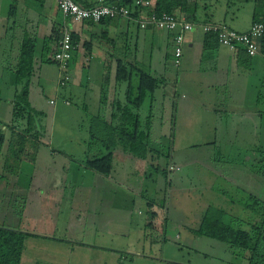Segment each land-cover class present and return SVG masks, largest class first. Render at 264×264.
<instances>
[{
  "label": "crops",
  "instance_id": "0c3cea01",
  "mask_svg": "<svg viewBox=\"0 0 264 264\" xmlns=\"http://www.w3.org/2000/svg\"><path fill=\"white\" fill-rule=\"evenodd\" d=\"M91 1L98 3L99 0ZM101 1L103 3L107 1L106 3H108L111 0ZM227 1L224 0L220 10L216 11V9L206 4V0H188L189 5H194L195 7L194 18L188 16L189 21L196 24L197 28H194L186 34L182 60L180 65L176 67L173 63V34L153 28L142 29L133 20L116 19L105 21L101 24H93L87 21L80 22L64 18L57 9L54 0H0V20L2 24L7 26L12 32H15L17 28H21L19 33H14L13 36L10 35L4 41L2 47L0 45L2 57H6L7 59L3 61L2 65L10 72V82L14 84L13 67L19 55L22 39L26 34L33 36L35 39V55L37 60L35 63V73L32 75L28 89L30 104L33 99L39 101V104H36V106L33 103L31 104L39 112V118L44 115L40 101H44L45 98V100L48 99V103L50 104V101L54 99V102L52 101V105H54L56 103L58 89L68 91L69 97L70 95H74L79 101H92V104L90 103L89 105L94 107L93 112H89L90 107L88 104L81 105V110H83L84 117L86 114L96 115L98 113L99 102L106 96V94L104 96V92L107 93L109 101H114L115 99L122 101L125 98L127 83L122 82L121 84H117L115 82V73L118 66L133 65L135 73H137L138 69L144 68L151 76L163 81L161 86L155 90L153 102L151 101L152 104H150V142L152 140L153 126L156 125L160 128L166 125L168 131H175L176 127H179L180 131H183L189 126L190 131L205 132L207 133L206 141L210 144L228 141L234 145L236 132L240 131L238 127L244 125L256 127L264 125V111H259L256 108L261 95L258 83L264 78V54L259 53L246 58L241 56V53L239 55V49H231L220 44L215 45L212 42H208L209 48H205L204 42L206 34L202 31L201 25L222 24L237 32H246L256 18L254 12L258 0H234V8L232 11L231 8H228L229 3ZM176 13L183 15L179 11H176ZM228 15L231 16L229 22L226 20ZM257 17L263 19L264 15L260 13ZM61 29L64 31L69 30L76 34L79 39L74 55H72L69 63L70 81L63 88L57 85L59 71L53 60V54L57 50L58 36ZM47 38L50 39L48 46L49 52L47 54V58L52 60L50 64L43 63L40 60ZM14 49L15 52L10 61L8 57L13 54ZM240 59L244 60H242L243 63ZM3 75V72L2 74L0 72V76L3 77ZM132 79L136 88L138 83L137 76L135 75ZM166 89L172 92L168 97L169 100L172 99V102L168 104L170 105L169 109L166 110V116L168 118H164V94H162ZM47 92L48 95L46 96ZM179 93H182L181 97L178 96ZM190 94L193 95L191 96ZM51 95H53V99L50 98ZM64 104L70 106L72 101L65 100ZM105 113L108 114L109 111L106 112L105 110ZM196 117H198V120H196ZM188 118H191V120ZM195 122L200 124V129H194ZM20 125L17 128L8 126H2L0 128L5 132L8 129L14 131L8 135L9 142L12 143L15 150L18 148L17 151L20 154L19 162L21 166H24V164L31 163V160L26 155L31 153L30 140L34 135L31 136L30 132L23 133L20 131ZM88 127V124L87 126L84 125L87 137L85 138L83 136L82 138L83 147L79 151L78 158L73 156L72 149L66 152L59 151L65 160L70 161V166H66L65 162L60 163L59 166L60 170L65 173L64 175L70 181L67 184L61 183L56 188H53V186H50L51 184H48L49 179L42 178L44 188L41 187V189L43 191L38 188L41 191V195L52 194L51 189H61L58 191L60 192L59 194H69L72 198L70 200L73 204L71 206L72 212L74 211L78 218L83 219L84 217L81 214L84 213L85 219L87 220H93V218L87 216V213L94 211L97 207L98 219L103 218V221L108 220L109 222L106 229H109L110 223L114 224L121 221L126 224L129 220L133 224L136 219L132 218V212H134L132 208L131 211L129 210L131 213L129 218H127L128 214L124 212L118 217V214L114 212L115 207L111 202L113 198L120 196L127 197L126 194H131L129 196L144 199L145 203L147 200L156 202L165 200L166 206L165 197L159 200L150 198L145 188L143 189L145 191V197L138 196L133 191L132 186L127 182V176L134 171L130 157H127L126 160L121 162H115L111 176L108 178L85 167V161L87 159L102 152L97 147V143L91 145L92 150L88 152L87 147L91 143ZM35 129L42 132L40 140L42 142V138L47 133L46 129L39 128L37 124L35 125ZM16 134H19V136H16ZM20 135H23L25 139L21 147H19V142H21ZM172 141V145L174 146V138ZM47 144L50 154H56L55 149H50L51 143L49 142ZM129 160L132 163L130 171L125 172L124 169L120 168L119 175L122 174L123 170L124 178L116 177V168ZM173 165L169 164L168 170L174 169L175 166ZM181 165H183V162H181ZM46 176L50 177V175ZM33 178L31 171L19 170L10 174L1 173L0 194L4 191L11 190L14 192L24 189V192L27 190L25 196L30 197V200L27 197V202L31 204L33 202L32 197L35 195L34 192L31 194V190L34 188V185H32ZM146 180H149V178ZM67 189H70L69 193ZM93 192L97 193L95 195H100L101 198H97L91 194ZM91 198L94 202L98 200L100 204L99 206H92V210L88 204L91 203ZM226 201L227 199H223V201L221 199L216 204L206 205L204 211L208 206L228 210V208L224 209L220 206L223 203L226 204ZM233 204L231 202L228 206ZM131 206L133 207L134 204ZM125 209L127 210L128 208ZM92 213L94 214V212ZM99 213L101 215L107 214L108 217L104 215L100 218ZM135 213L141 214L140 211ZM136 221L138 225L142 224L144 231L147 230L145 229V220L142 222L136 219ZM0 227L11 228V226L5 227L3 224ZM197 227L193 229L189 228L190 233L194 236L196 235L193 231ZM41 235L50 236L49 240L41 238ZM30 238H33V240L31 239L32 241H30ZM44 241L53 243L55 246H53L52 250L58 251L60 242L64 240L58 236V232H48L47 234L43 232L42 234L34 233L27 237L24 250L26 242L30 243L31 250L39 253L38 255L42 254L38 257L43 258V253L40 250H49L46 246L47 244L43 243ZM82 243L91 245L100 251H113L119 254L123 252L132 253L135 250L129 244L126 237H111L108 231H100L91 242ZM134 255L139 259L144 258V260L149 261H161L165 264H191L177 262L170 257H162V259L152 258L140 252H136ZM119 256L122 258L121 255ZM202 256L206 258L209 254L206 252ZM232 258L233 260L236 259L234 253L232 254ZM21 264H23L22 259Z\"/></svg>",
  "mask_w": 264,
  "mask_h": 264
},
{
  "label": "rangeland",
  "instance_id": "374dc122",
  "mask_svg": "<svg viewBox=\"0 0 264 264\" xmlns=\"http://www.w3.org/2000/svg\"><path fill=\"white\" fill-rule=\"evenodd\" d=\"M223 2L224 0H206V4L216 9V11L220 10ZM227 2L229 3L228 8H231L232 11L234 0H228ZM226 20L229 22L231 16L228 15ZM20 29L17 28L15 32H12L0 20L1 47L10 35L13 36L14 33H19ZM14 52L15 49L13 54L9 55L8 60H12ZM4 60H7L6 57H2L0 53V72L4 74L3 77L0 76V127L15 128L11 122L13 97L19 87L10 82V72L2 65ZM258 88L261 95L256 108L259 111H264V78L261 79V82L259 81ZM171 93L169 89L162 92L165 106L164 118L167 117L166 110L170 106L168 104L172 102V99H168ZM178 96L181 97L182 93H179ZM65 100H71L72 104L66 106L64 104ZM32 103L36 106L39 101L33 99L31 100ZM90 103L92 104L90 100L79 101L74 95L69 97L68 91L64 89H58L54 105H52L53 103L49 104L48 99L45 100V98L44 101H40L44 115L38 117L36 124L39 128L46 129L47 133L41 142L42 132H40L38 138L35 134L37 130H30L31 136L34 135V137L30 140L31 153L26 156L31 160V163L24 164L20 169V171H31L34 177L32 181L34 188L31 190V194L35 193L34 197L31 196L33 202L28 204L27 201L30 200V197L25 196L27 190L24 192V189L14 192L11 190L4 191L0 194V226L2 224L5 227L11 226L10 229L17 228L13 230L30 234L58 232V236L64 240L60 242L58 251L52 250L55 246L53 243L44 241L43 243L47 244L49 250H40L43 253V258L38 257L42 254L38 255L39 253L32 251L30 243L26 242L22 263L165 264L161 261H149L135 257L134 253L140 252L152 258L170 257L181 263L248 264V251L231 249L224 243L203 236L196 237L190 233L189 228L193 229L198 226L206 205L216 204L221 199L222 201L227 199L226 204L223 203L220 206L224 209L228 208L224 211L237 218L236 226L240 229L250 231L253 224L261 222L264 209V125L238 127L240 131L236 132L234 145L228 141L210 144L206 141L207 133L190 131L189 126L183 131H180L179 127H176L175 131H168L166 125L160 128L154 125L150 145L156 153L150 169L151 176L149 180H145L144 188L150 198L157 200L162 197L166 198L167 209L165 210L166 225L164 231H144L142 224L138 225L136 219L142 222L145 220L146 203L144 199L129 196L131 194H126L127 197L113 198L111 202L118 217L124 212L128 214L127 218H129L131 215L129 210L131 211L132 208L134 210L132 218H136L133 224L129 220L126 224L120 221L114 224L110 223L109 229H106L109 222L108 220L103 221L101 217L104 215L108 217V215L99 213L101 219H98L97 207L92 211L94 214L92 212L87 213V216L93 218V220L85 219L84 213L81 214L84 219L78 218L75 212H72L71 206L73 204L70 202L72 198L69 194H59L58 191L61 189H51L52 194L41 195V191L38 190V188L41 189L44 186L42 178L49 179L48 184H51L50 186H53V188L61 183L67 184L70 181L59 168L62 162H65L66 166H70V161L65 160L59 151L66 152L72 149L73 156L78 158L79 151L83 147L82 138L83 136L87 137L84 125L87 126L88 124L83 110H81V105H89ZM148 104L149 100H146L144 106L140 109L142 119L147 115ZM89 107V112H93L94 107L91 105ZM191 118L188 119L191 120ZM196 120H198V117H196ZM25 127L23 121L19 130L23 131ZM193 127L194 129L201 128L198 122H195ZM6 134L7 136L10 135L11 129H8ZM173 138L175 140L174 146L172 145ZM46 141L51 143L50 149H55L56 154H50ZM4 146L0 157V174H10L12 173L10 168L5 165L7 160L5 154L8 145ZM255 149H259L261 152L256 154L253 152L254 155L250 153L247 156L248 152L255 151ZM181 162H183V165H181ZM13 163V158L9 157L8 164L15 165ZM169 164H174V169L168 170ZM156 166L161 167V169L166 167V176H163L161 171L160 173L157 172ZM120 168L124 169L125 172H129L132 168L131 160L125 164H120L115 170L116 177L123 179V170L122 174L119 175ZM46 175H50V177ZM41 190L43 191V189ZM69 190L67 189L68 193ZM91 194L95 195L97 193L93 192ZM95 196L101 198L100 195ZM253 199H256L258 204H254ZM230 201L234 204L228 206L231 203ZM88 204L91 210L92 206L100 205L98 200L94 202L92 198L91 203ZM132 204H134L133 207ZM125 208H128V211ZM137 211H140L141 214L135 213ZM100 231H108L111 237H126L135 250L132 253L123 252L119 254L113 251H100L91 245L82 243L91 242ZM41 236V238L47 240L50 237L48 235ZM31 239L33 240V238H30V241H32ZM206 252L209 256L205 258L202 254ZM233 253L236 257L234 260L232 258Z\"/></svg>",
  "mask_w": 264,
  "mask_h": 264
},
{
  "label": "trees",
  "instance_id": "16d2710c",
  "mask_svg": "<svg viewBox=\"0 0 264 264\" xmlns=\"http://www.w3.org/2000/svg\"><path fill=\"white\" fill-rule=\"evenodd\" d=\"M75 1L84 8L92 7L97 4L93 3L91 0ZM106 2L105 4L113 3L129 8L134 7V0H111L108 3ZM152 2L154 11L158 15L162 13L173 14L179 11L186 16L187 20H189L190 16L194 18L195 7L194 5L190 6L188 0H152ZM134 11L133 15L136 16L138 11L136 8H134ZM260 13L264 15V0H258L254 12L256 18L253 22L264 21V18L259 19L257 17ZM110 20L112 19L107 18L98 22H93L91 20H87V22L101 24ZM61 30L59 31L57 48L64 33V30ZM70 34L72 37V44L74 46L77 45L79 40L78 36L72 32H70ZM205 34V48H209L208 42L215 43V45L219 44L214 33ZM49 43L50 39L47 38L40 60L43 63L50 64L52 60L47 58ZM237 49H239V55L242 54L241 56L246 58L250 57L245 53L241 45H238ZM75 50L76 47L72 55H74ZM260 53L264 54V39L261 43ZM36 60L35 39L32 35L26 34L22 39L19 55L13 67L14 84L19 88L15 91L13 97L11 121L12 126L15 128L24 121L26 127L22 131L23 133H29L31 129H35V122H37L39 115V112H37L29 102L28 89L32 75L35 73ZM240 60L243 63L244 60ZM134 69L133 65H121L116 69L115 82L117 84H121L122 82L127 83L124 100L119 101L115 99L114 101H109L107 93L104 92V96L105 94L106 96L99 102L98 113L96 115H85L89 125L88 134L91 142L87 150L88 152L91 151V145L95 143H97V147L102 150L99 154L87 159L85 161V167L108 178L111 176L115 162H121L126 160L127 157H130L132 159L134 171L127 176V182L132 186L133 191L136 192L138 196L145 197V191L143 190L144 182L151 176L150 169L152 167L154 154L156 153V151L150 147L149 141L151 123L150 104L153 102L155 90L161 86L163 81L151 76L144 68L138 69L137 73H135ZM135 75L138 80L136 88L132 82V78ZM146 100H149L147 107L148 112L145 118L142 119L140 109L144 106ZM105 110L106 112L109 111V113L106 114ZM12 132L14 131H11V133ZM35 134L37 137L40 132L37 131ZM16 136H19V134H16ZM19 138L21 140V142H19V147H21L25 139L23 135H20ZM4 145H8V150L5 154L7 159L5 165L10 168V172L19 171L21 169V164L19 162L18 148L15 150L12 143L9 142V137L6 132L0 128V157L5 147ZM253 152L256 154L261 151L259 149H255V151L252 150L247 153V156L250 153L254 155ZM9 157L13 158L15 165H9L7 163ZM155 169L159 173L161 171L163 176H166V167L161 169V167L156 166ZM252 202L258 204L256 199H253ZM165 210V200H160L158 202L147 200L145 229L163 232L166 225ZM236 220L237 218L234 217V215L227 214L223 209L215 206H208L203 213L198 227L193 233L196 236H203L224 243L231 249L248 251V264H264V209L261 222L253 224L250 231L240 229L236 226ZM28 236H30L29 233L0 227V264H21L25 241Z\"/></svg>",
  "mask_w": 264,
  "mask_h": 264
},
{
  "label": "built area",
  "instance_id": "2783aa9c",
  "mask_svg": "<svg viewBox=\"0 0 264 264\" xmlns=\"http://www.w3.org/2000/svg\"><path fill=\"white\" fill-rule=\"evenodd\" d=\"M57 9L64 18L75 21L98 22L102 19H126L133 20L136 24L144 28H153L173 34V63L177 67L180 65L183 55L186 34L191 32L197 25L186 19L180 13L156 14L152 0H134V7L121 6L117 4H105L101 0L92 7L84 8L75 0H54ZM134 8L137 9L134 16ZM201 29L204 33H214L220 45L237 49L241 45L245 53L252 57L260 53L261 43L264 39V21L253 22L246 32H237L222 24H203ZM77 45L72 44V37L69 30L64 31L59 45L53 54L58 71V87L66 86L70 81L69 63L72 52ZM50 103H53L50 101Z\"/></svg>",
  "mask_w": 264,
  "mask_h": 264
}]
</instances>
